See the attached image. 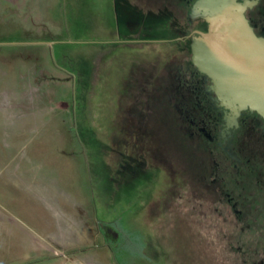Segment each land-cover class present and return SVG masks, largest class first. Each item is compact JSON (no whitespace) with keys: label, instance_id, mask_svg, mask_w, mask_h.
Returning a JSON list of instances; mask_svg holds the SVG:
<instances>
[{"label":"rangeland","instance_id":"374dc122","mask_svg":"<svg viewBox=\"0 0 264 264\" xmlns=\"http://www.w3.org/2000/svg\"><path fill=\"white\" fill-rule=\"evenodd\" d=\"M147 3L0 0V264H260L257 233L195 193L165 103L134 131L166 70L117 30L156 27Z\"/></svg>","mask_w":264,"mask_h":264},{"label":"flooded vegetation","instance_id":"af4514ba","mask_svg":"<svg viewBox=\"0 0 264 264\" xmlns=\"http://www.w3.org/2000/svg\"><path fill=\"white\" fill-rule=\"evenodd\" d=\"M157 1L156 27H146L145 14L152 5L147 0H136L137 6H146L145 14L135 18L138 32L126 35L122 28L117 30L125 42L161 57L162 62H156L166 70L161 75H150L152 82L161 81L154 92L144 87L138 96L139 103L148 104L142 114H133L134 131L143 135L151 101L165 103L176 135L193 144L195 193L199 198L217 201L212 207L214 213L233 211L240 234L254 231L264 246V117L251 109L235 113L224 106L212 88L211 78L194 64L193 43L209 30L202 10L196 6L198 0ZM246 16L256 33L264 36V0L249 7ZM253 216L257 223H246ZM259 263L264 264V256Z\"/></svg>","mask_w":264,"mask_h":264},{"label":"water","instance_id":"95a60500","mask_svg":"<svg viewBox=\"0 0 264 264\" xmlns=\"http://www.w3.org/2000/svg\"><path fill=\"white\" fill-rule=\"evenodd\" d=\"M259 0H198L208 32L193 43L192 60L211 78L222 104L264 117V36L251 25L246 10Z\"/></svg>","mask_w":264,"mask_h":264}]
</instances>
